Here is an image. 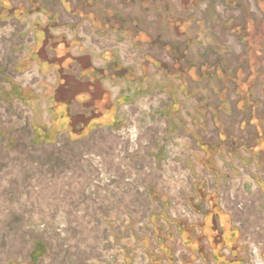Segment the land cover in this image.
<instances>
[{
	"label": "rangeland",
	"instance_id": "obj_1",
	"mask_svg": "<svg viewBox=\"0 0 264 264\" xmlns=\"http://www.w3.org/2000/svg\"><path fill=\"white\" fill-rule=\"evenodd\" d=\"M38 19L51 30L48 51L58 49L54 32L77 33L104 59L118 54L126 71L116 77L146 88L124 107L119 129L37 137L31 109L21 95L8 97L7 84L38 90L32 73L16 70L39 37ZM168 101L173 117L185 110L200 149L260 143L264 0H0V264H145L141 245L159 216L193 223L187 197L198 177L166 132ZM251 117L256 129L240 128ZM218 196L235 223L246 216L241 176ZM253 227H240L246 261L264 264Z\"/></svg>",
	"mask_w": 264,
	"mask_h": 264
},
{
	"label": "crops",
	"instance_id": "obj_2",
	"mask_svg": "<svg viewBox=\"0 0 264 264\" xmlns=\"http://www.w3.org/2000/svg\"><path fill=\"white\" fill-rule=\"evenodd\" d=\"M47 22L46 19L35 22L33 28L39 31V37L27 49L16 68L19 73H32L38 90L9 79L8 97L9 92L14 94L13 99H18L20 95L23 97L22 101L31 109L29 122L37 137L52 141L63 136L75 139V128L85 134L95 129H119L125 122L124 107L141 96L146 88L143 84L116 77L120 74V67L126 71V65L120 61L118 54L107 55L113 63L104 59L100 51L77 33L66 35L63 30L54 32L53 38L59 40L56 44L58 49L48 51L42 42L45 34L51 32ZM62 33L66 38L59 37L63 36ZM115 67L114 73L109 71ZM135 73L141 76L138 69ZM150 74L153 75L152 71ZM155 76L152 81L157 80ZM149 83L151 87V81ZM172 108L173 104L169 102L166 112L171 114ZM184 111L181 109L178 116L171 114L164 115V118L169 125L166 132L176 140H172V146L177 145L175 151L184 156L183 161L198 177L193 193L187 197L196 219L188 223L159 216L158 229H154L153 237L141 245L144 263L152 264L147 261V252L154 254V264H247V243L241 225L261 228L263 240L259 251L264 256L263 134L258 129L255 140L260 143L246 149L242 147L235 153L225 150L222 143L215 152L208 147L200 149L191 141L193 139L187 131L191 125ZM255 123L251 117L239 125L242 126L240 128L256 129ZM245 138L249 140L248 136ZM240 167H243L244 174L240 172ZM230 176H241L243 191L250 202L246 216H237L239 223H235L236 219L223 211L219 203V192L226 188Z\"/></svg>",
	"mask_w": 264,
	"mask_h": 264
}]
</instances>
